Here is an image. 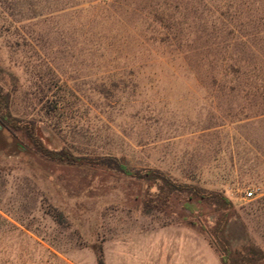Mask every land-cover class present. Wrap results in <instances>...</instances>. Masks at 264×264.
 I'll list each match as a JSON object with an SVG mask.
<instances>
[{
	"label": "rangeland",
	"instance_id": "rangeland-1",
	"mask_svg": "<svg viewBox=\"0 0 264 264\" xmlns=\"http://www.w3.org/2000/svg\"><path fill=\"white\" fill-rule=\"evenodd\" d=\"M41 3L0 0V92L81 160L0 114V264L264 254V0Z\"/></svg>",
	"mask_w": 264,
	"mask_h": 264
},
{
	"label": "trees",
	"instance_id": "trees-1",
	"mask_svg": "<svg viewBox=\"0 0 264 264\" xmlns=\"http://www.w3.org/2000/svg\"><path fill=\"white\" fill-rule=\"evenodd\" d=\"M92 1L94 0H42L41 11L45 16L58 18L70 12L78 11V7L83 3L91 5L89 3ZM32 7H34V4ZM3 100L4 96L0 92V114L3 124L15 130L24 129L28 139L42 156L51 160L68 161L71 164H75L81 160L79 156L68 150H51L47 148L39 137L35 125L31 122L21 121L11 116L6 109L7 105ZM123 170L128 171L125 166L123 167ZM241 253L244 255L241 264H254L255 261L264 259L263 252L257 249L251 248L249 250H244ZM221 258L225 264H230V251L227 249L222 250ZM100 264H103L102 261H100Z\"/></svg>",
	"mask_w": 264,
	"mask_h": 264
},
{
	"label": "crops",
	"instance_id": "crops-1",
	"mask_svg": "<svg viewBox=\"0 0 264 264\" xmlns=\"http://www.w3.org/2000/svg\"><path fill=\"white\" fill-rule=\"evenodd\" d=\"M175 252L176 253L172 257V260H175L176 262L178 261L179 264H184L183 262H185V264H189L190 254L188 253V251H185V253H184V251L179 252L177 250Z\"/></svg>",
	"mask_w": 264,
	"mask_h": 264
},
{
	"label": "built area",
	"instance_id": "built-area-1",
	"mask_svg": "<svg viewBox=\"0 0 264 264\" xmlns=\"http://www.w3.org/2000/svg\"><path fill=\"white\" fill-rule=\"evenodd\" d=\"M245 198H251L253 196V191L252 190H247L245 192Z\"/></svg>",
	"mask_w": 264,
	"mask_h": 264
},
{
	"label": "water",
	"instance_id": "water-1",
	"mask_svg": "<svg viewBox=\"0 0 264 264\" xmlns=\"http://www.w3.org/2000/svg\"><path fill=\"white\" fill-rule=\"evenodd\" d=\"M0 128H1V124H0Z\"/></svg>",
	"mask_w": 264,
	"mask_h": 264
}]
</instances>
